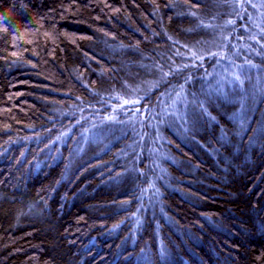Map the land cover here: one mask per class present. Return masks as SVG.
I'll return each mask as SVG.
<instances>
[{
    "label": "trees",
    "instance_id": "trees-1",
    "mask_svg": "<svg viewBox=\"0 0 264 264\" xmlns=\"http://www.w3.org/2000/svg\"><path fill=\"white\" fill-rule=\"evenodd\" d=\"M0 264H264V0H0Z\"/></svg>",
    "mask_w": 264,
    "mask_h": 264
},
{
    "label": "rangeland",
    "instance_id": "rangeland-1",
    "mask_svg": "<svg viewBox=\"0 0 264 264\" xmlns=\"http://www.w3.org/2000/svg\"><path fill=\"white\" fill-rule=\"evenodd\" d=\"M224 80H226L225 82H228V80H227V79H224Z\"/></svg>",
    "mask_w": 264,
    "mask_h": 264
}]
</instances>
